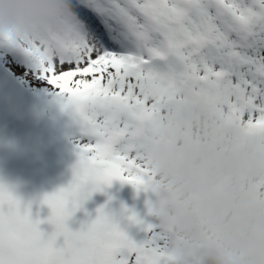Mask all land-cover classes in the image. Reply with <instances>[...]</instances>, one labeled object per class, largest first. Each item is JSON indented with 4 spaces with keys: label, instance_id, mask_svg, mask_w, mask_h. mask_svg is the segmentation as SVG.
Wrapping results in <instances>:
<instances>
[{
    "label": "snow or ice",
    "instance_id": "1",
    "mask_svg": "<svg viewBox=\"0 0 264 264\" xmlns=\"http://www.w3.org/2000/svg\"><path fill=\"white\" fill-rule=\"evenodd\" d=\"M67 3L46 42L0 34V62L77 125L67 185L34 202L0 183V264H178L147 200L144 216L109 197L73 218L113 182L148 192L149 155L185 99L235 125L264 165V0Z\"/></svg>",
    "mask_w": 264,
    "mask_h": 264
},
{
    "label": "clouds",
    "instance_id": "2",
    "mask_svg": "<svg viewBox=\"0 0 264 264\" xmlns=\"http://www.w3.org/2000/svg\"><path fill=\"white\" fill-rule=\"evenodd\" d=\"M67 0H0V34L46 42ZM149 155L147 201L178 264H264V165L242 132L179 102Z\"/></svg>",
    "mask_w": 264,
    "mask_h": 264
},
{
    "label": "rangeland",
    "instance_id": "3",
    "mask_svg": "<svg viewBox=\"0 0 264 264\" xmlns=\"http://www.w3.org/2000/svg\"><path fill=\"white\" fill-rule=\"evenodd\" d=\"M17 63L20 67H29L23 61ZM0 67L21 81L36 98L47 128L41 136H25L0 104V183L13 188L23 200L38 202L44 194L67 185L71 180V167L76 160L73 141L77 125L66 111L61 110L58 100L49 89L35 87L27 78V73L19 75L3 62H0ZM97 194L106 199L103 197L97 202ZM109 197L112 198L110 207L115 212H119L123 205L136 213L138 211L140 216L146 214L147 194H137L130 184L116 181L105 192L94 193L85 202L79 211L80 215L74 216L72 226L78 227L79 221L86 218V212L94 216L96 208L105 204ZM36 211H39L41 218L49 214L46 207L33 203V212Z\"/></svg>",
    "mask_w": 264,
    "mask_h": 264
},
{
    "label": "water",
    "instance_id": "4",
    "mask_svg": "<svg viewBox=\"0 0 264 264\" xmlns=\"http://www.w3.org/2000/svg\"><path fill=\"white\" fill-rule=\"evenodd\" d=\"M0 103L26 136H41L46 126L35 97L11 73L0 69Z\"/></svg>",
    "mask_w": 264,
    "mask_h": 264
},
{
    "label": "trees",
    "instance_id": "5",
    "mask_svg": "<svg viewBox=\"0 0 264 264\" xmlns=\"http://www.w3.org/2000/svg\"><path fill=\"white\" fill-rule=\"evenodd\" d=\"M137 213H138V211H137ZM145 213H146V212H145ZM76 214H78V216H79V215H80V214H79V211H78ZM142 215H143V214H142ZM75 216H76V215H75ZM77 219H78V218H77ZM77 219H76V221H77Z\"/></svg>",
    "mask_w": 264,
    "mask_h": 264
},
{
    "label": "bare ground",
    "instance_id": "6",
    "mask_svg": "<svg viewBox=\"0 0 264 264\" xmlns=\"http://www.w3.org/2000/svg\"><path fill=\"white\" fill-rule=\"evenodd\" d=\"M38 102V101H37Z\"/></svg>",
    "mask_w": 264,
    "mask_h": 264
}]
</instances>
